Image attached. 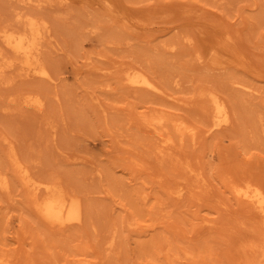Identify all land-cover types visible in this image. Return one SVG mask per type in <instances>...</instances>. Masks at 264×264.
I'll list each match as a JSON object with an SVG mask.
<instances>
[{
	"label": "rangeland",
	"instance_id": "1",
	"mask_svg": "<svg viewBox=\"0 0 264 264\" xmlns=\"http://www.w3.org/2000/svg\"><path fill=\"white\" fill-rule=\"evenodd\" d=\"M30 18L42 27L38 57L50 79L19 77L17 67L0 76L7 264H264L263 221L225 185L264 188V0H0V28L21 31ZM225 37L236 49L220 50ZM9 54L0 42V63ZM127 66L159 91L125 86ZM209 93L230 110L225 128L207 130ZM28 94L41 110L22 103ZM156 113L182 118L195 137L168 128L171 147L162 149L140 123ZM10 147L32 177L81 200L79 226L39 217ZM174 182L185 186L178 202L164 192Z\"/></svg>",
	"mask_w": 264,
	"mask_h": 264
},
{
	"label": "bare ground",
	"instance_id": "2",
	"mask_svg": "<svg viewBox=\"0 0 264 264\" xmlns=\"http://www.w3.org/2000/svg\"><path fill=\"white\" fill-rule=\"evenodd\" d=\"M88 1L96 3V0ZM125 11L127 12L128 9L126 8ZM41 28L38 21L34 18L28 19L24 29L21 31L10 30L5 27L0 28V42L10 53L9 56L1 57L3 61L0 63V76L6 69L17 67L19 71L17 75L19 77L50 79L45 64L42 63L38 57L43 36ZM259 47L261 48V46ZM229 48L236 49L235 43L231 41L229 37H225L221 42L220 50L226 51ZM224 60H226V58H224L223 61ZM91 67L94 68L95 66ZM121 80L124 82L125 86L131 89H140L153 94L159 91L152 77L141 68L133 66L123 68L121 71ZM105 88L110 87L106 85ZM93 97L95 96H92V99H90H95ZM209 102L211 113L209 115L210 120L207 130H219L227 127L231 123V114L226 102L219 96L211 93H209ZM22 103L35 111L41 110L43 106L42 99L38 95L32 94L24 96L22 98ZM139 117L143 128L158 138L161 148L165 150L171 147L172 141L171 137L167 135L168 128H171V130L180 136V140H182L183 136L195 137L196 135L195 128L179 117H170L163 113L145 116L141 115ZM8 158L13 172L16 173L21 184L27 190L37 214L48 226L63 229L68 226H79L80 223H82L85 217V209L80 199L68 195L62 187L57 184L38 181L36 178L32 177L28 170L21 164L12 147L9 148ZM134 166V169H137V165ZM200 174L199 172H195L194 179L198 185L202 187L205 183ZM225 185L233 197L239 203L247 205L256 212L264 224V188L247 179H242V181L240 180V182L237 183L228 181ZM0 188L5 192L9 190V183L4 175H0ZM164 192L168 198L178 202L184 196L185 186L180 182H174L173 186H167ZM139 199L145 204L148 199V194L142 190ZM199 200L200 198L195 192L194 202ZM161 203L162 201L157 205H162ZM160 210H163V208L161 207ZM134 224L135 223L128 222L127 227ZM110 233V236L105 242L106 250L108 251L112 250L114 247L116 237L114 229L111 230ZM168 260L171 264H174L170 258ZM7 263L8 260L0 256V264Z\"/></svg>",
	"mask_w": 264,
	"mask_h": 264
}]
</instances>
